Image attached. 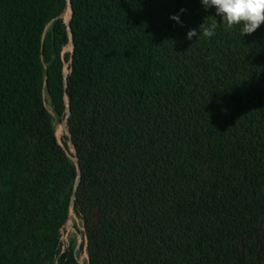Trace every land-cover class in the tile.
I'll list each match as a JSON object with an SVG mask.
<instances>
[{
  "label": "trees",
  "instance_id": "16d2710c",
  "mask_svg": "<svg viewBox=\"0 0 264 264\" xmlns=\"http://www.w3.org/2000/svg\"><path fill=\"white\" fill-rule=\"evenodd\" d=\"M213 16L0 0V264H80L72 210L89 264H264V24L187 38Z\"/></svg>",
  "mask_w": 264,
  "mask_h": 264
},
{
  "label": "clouds",
  "instance_id": "9594fccd",
  "mask_svg": "<svg viewBox=\"0 0 264 264\" xmlns=\"http://www.w3.org/2000/svg\"><path fill=\"white\" fill-rule=\"evenodd\" d=\"M202 5L207 8H215L216 16L222 18L218 22L214 17L213 20L199 26V35L196 29H191L187 33V38L191 40L195 37L211 38L216 35L218 27L223 26L225 30L232 29L234 26H241L240 35L243 37L254 33L262 24H264V0H201ZM181 9L180 13L185 12ZM170 19L180 23L179 14L173 15Z\"/></svg>",
  "mask_w": 264,
  "mask_h": 264
},
{
  "label": "rangeland",
  "instance_id": "374dc122",
  "mask_svg": "<svg viewBox=\"0 0 264 264\" xmlns=\"http://www.w3.org/2000/svg\"><path fill=\"white\" fill-rule=\"evenodd\" d=\"M71 12L68 10L64 17L65 22L68 24L70 21ZM64 53H73L72 44L68 45ZM70 63H66L65 71L69 73L68 67ZM46 105L51 110L50 102L46 96ZM56 135L61 144L65 143L68 137V131L65 122L58 123L56 126ZM70 153L74 154L72 143H68ZM76 161V160H75ZM61 249L63 252L70 247L73 248L74 253L77 255L80 264H89V256L87 252V241L85 237V228L82 219L72 210L66 225L61 230L60 237Z\"/></svg>",
  "mask_w": 264,
  "mask_h": 264
},
{
  "label": "water",
  "instance_id": "95a60500",
  "mask_svg": "<svg viewBox=\"0 0 264 264\" xmlns=\"http://www.w3.org/2000/svg\"><path fill=\"white\" fill-rule=\"evenodd\" d=\"M70 12H71V16H70V18H71L72 17V8H70ZM72 47H73V50H74L73 44H72ZM77 165H78V162H77Z\"/></svg>",
  "mask_w": 264,
  "mask_h": 264
}]
</instances>
